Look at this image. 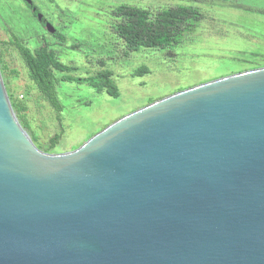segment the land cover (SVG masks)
Segmentation results:
<instances>
[{"label": "water", "instance_id": "1", "mask_svg": "<svg viewBox=\"0 0 264 264\" xmlns=\"http://www.w3.org/2000/svg\"><path fill=\"white\" fill-rule=\"evenodd\" d=\"M0 264H264V65L55 153L32 142L0 73Z\"/></svg>", "mask_w": 264, "mask_h": 264}, {"label": "rangeland", "instance_id": "2", "mask_svg": "<svg viewBox=\"0 0 264 264\" xmlns=\"http://www.w3.org/2000/svg\"><path fill=\"white\" fill-rule=\"evenodd\" d=\"M32 1L42 17L65 35V41L58 43L52 35L55 31L48 32L22 0H0V59L4 65L0 73L5 88L25 106L30 128L24 129L36 146L48 152L72 150L115 119L163 96L264 63V15L245 10L246 6L264 7V0L198 3L206 18L180 44L136 51H126L122 41L115 46L108 15L113 6H167L188 0ZM13 35L23 38L31 49L47 41L60 61L77 67L75 75H91L102 66L112 73L118 96L86 83L60 81L57 97L63 106V133L50 148L49 137L60 131L56 111L30 80L16 47L8 43ZM139 66L148 71L134 75Z\"/></svg>", "mask_w": 264, "mask_h": 264}, {"label": "trees", "instance_id": "3", "mask_svg": "<svg viewBox=\"0 0 264 264\" xmlns=\"http://www.w3.org/2000/svg\"><path fill=\"white\" fill-rule=\"evenodd\" d=\"M22 1L31 14L36 17V12L40 11V7L32 1L35 10H31V6L24 0ZM205 2L206 0H188L187 2H177L167 6L117 4L108 11L109 17H112L109 28L115 36V46L117 41H122L126 51H136L139 48L164 49L178 45L184 40L185 35L193 32L199 23L206 18V14L201 7V4ZM198 3L201 4L198 5ZM245 10L264 15V7L246 6ZM52 35L59 39L58 43L65 41V35L57 29ZM8 43L16 47L28 71L30 80L41 96L56 111L60 131L49 137L47 144L50 148L56 145L63 133L60 117L63 106L57 97V85L60 81L86 83L98 91H105L111 96H118L119 94L118 88L110 78L112 73L103 69L102 66H100L99 71L91 75H75L73 72L77 70V67L60 61L47 41H43L31 49L25 44L23 38L13 35ZM263 65L264 63L253 66ZM3 70L4 65L0 59V71ZM147 71L146 67L139 66L134 70V75H141ZM6 91L12 109L22 127L29 131V123L24 112L25 106L12 97L7 87ZM38 147L48 152V150Z\"/></svg>", "mask_w": 264, "mask_h": 264}, {"label": "flooded vegetation", "instance_id": "4", "mask_svg": "<svg viewBox=\"0 0 264 264\" xmlns=\"http://www.w3.org/2000/svg\"><path fill=\"white\" fill-rule=\"evenodd\" d=\"M28 5H30V4H28ZM31 6V10H32V8L34 7V5H33V3L30 5ZM35 10V9H34ZM38 12H36V14H37ZM46 21H48L45 17H42V20L41 21H39L41 24H42V26L43 27H45V22Z\"/></svg>", "mask_w": 264, "mask_h": 264}]
</instances>
